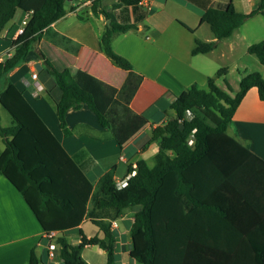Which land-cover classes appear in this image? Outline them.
<instances>
[{"label": "trees", "instance_id": "obj_1", "mask_svg": "<svg viewBox=\"0 0 264 264\" xmlns=\"http://www.w3.org/2000/svg\"><path fill=\"white\" fill-rule=\"evenodd\" d=\"M122 1L131 6L122 7L120 20L115 11L122 5L119 2L110 7L103 0H92L90 9L111 18L101 34L100 49L117 65L131 69L132 62L114 49L113 38L138 29L150 10L140 0ZM188 1L203 8L201 22L210 25L215 37L197 40L193 53L211 51L247 19L264 13V0L250 11L239 10L233 0L224 6L212 0ZM67 2L0 0V33L19 9L29 14L23 31L13 39V53L0 60V102L14 119L12 125H0L5 143L0 171L23 195L44 231L59 232L55 242L62 264H90L82 251L91 244L105 249L106 264H116L119 237L111 221L132 206L139 209L131 224L130 255L138 264H264V157L228 131L251 88L264 100L261 72L241 71L239 89L234 92L227 79L228 67L222 66L208 76L206 87L193 84L175 94L172 115L141 136L147 141L144 148L153 141L159 144L154 163L137 159L135 166H129L134 173L121 187L113 170L93 181L9 78L10 71L34 51L41 61L39 74L52 80L46 95L65 133H70L68 109L84 105L103 126L110 127L93 93L68 68H57L39 47L45 28L66 13ZM248 51L264 64V40L251 43ZM219 78L226 87L218 83ZM86 216L99 225L108 241L88 236L78 227ZM70 231L80 235L78 243L69 241ZM39 261L32 250L29 264Z\"/></svg>", "mask_w": 264, "mask_h": 264}, {"label": "crops", "instance_id": "obj_2", "mask_svg": "<svg viewBox=\"0 0 264 264\" xmlns=\"http://www.w3.org/2000/svg\"><path fill=\"white\" fill-rule=\"evenodd\" d=\"M148 1L150 13L138 29L118 33L113 38L114 49L132 62L131 69L117 65L100 49L101 34L110 24L104 15L92 13V0H68L66 13L45 28L39 41V47L57 68H68L80 85L93 93L110 127L103 126L97 114L84 105L68 109L66 120L70 133L66 134L54 103L46 95V86L52 80L39 74L41 61L34 51L9 73V78L24 93L68 154L93 181L113 170L116 183L125 185L134 173L129 171V166L137 159L145 158L152 165L159 144L153 141L144 148L147 141L141 136L172 115L174 95L193 84L206 87L208 76L222 67L214 58L218 47L234 33L242 39L244 34L238 31L244 23L254 19L248 25L251 26L249 31L259 28L264 34V13H259L231 36L221 39L211 51L193 53L197 40L215 39L211 27L210 32L205 30L200 34L205 27V22H201L203 8L188 0ZM229 1L212 0V3L224 6ZM233 1L241 11H250L260 2L248 0V7L242 9V0ZM115 2L122 4L115 10L120 20L122 7L131 5L122 0H103L110 7ZM79 12L84 13L85 19L79 17ZM23 13L26 22L27 13ZM15 19L16 15L0 33V60L13 53V39L22 26ZM218 80L225 83L223 78ZM13 122V116L0 102V125L9 126ZM228 131L264 157V100L255 87L242 99ZM4 149L0 134V155ZM138 209L139 206L128 207L111 221V228L119 237L116 264L136 263L130 255V230L134 212ZM78 227L88 236L98 235L109 240L99 225L87 216ZM43 234L44 229L28 202L0 171V264H29L32 250L40 257L38 264H62L57 255L58 245L53 249L55 254L50 255L48 244L51 240L44 239ZM68 238L70 242L78 243L81 237L70 231ZM82 254L90 264L107 263V253L99 245H86Z\"/></svg>", "mask_w": 264, "mask_h": 264}, {"label": "rangeland", "instance_id": "obj_3", "mask_svg": "<svg viewBox=\"0 0 264 264\" xmlns=\"http://www.w3.org/2000/svg\"><path fill=\"white\" fill-rule=\"evenodd\" d=\"M249 3L250 2L248 0H242L241 8L244 9L248 7ZM23 12L24 11L22 9H19L18 13L16 14V19H15L17 23L22 24V25L25 24L24 22L25 18H23V15L25 14ZM253 20L254 19H250L247 22L245 21L246 23H244L239 29L238 32H242V34H244L243 35L244 37L242 39L240 36L237 35V33H234L232 37H230L229 39H226V41H224V43H222L218 47L214 55V58L217 59L221 63L222 66L228 67L227 79L230 82L231 86L233 87L234 92L239 89V80L242 74L241 71H244V70L255 71L256 70V71L261 72V74L264 77V64L260 62V60L255 54L250 53L248 51V46L251 43L264 40V38H262L264 34L262 31L259 30V28L255 29L254 32L249 31V28L251 26L248 27V25L252 24ZM204 24L205 25L203 26L205 27L202 30H200V34L201 33L204 34L205 30L207 32H210L209 24L206 22ZM218 83L222 87H226V84L223 83L222 81L218 80ZM151 163L153 164L154 162L151 161ZM135 264H138V262L136 261Z\"/></svg>", "mask_w": 264, "mask_h": 264}, {"label": "built area", "instance_id": "obj_4", "mask_svg": "<svg viewBox=\"0 0 264 264\" xmlns=\"http://www.w3.org/2000/svg\"><path fill=\"white\" fill-rule=\"evenodd\" d=\"M139 4H141L142 6H144L147 9H151V4H150V2L148 0H140L139 1ZM28 17H29V14L27 13L26 18L28 19ZM23 29H24V25H22L21 27H19L18 33L22 32ZM33 75L34 76H37V72H34ZM122 158H125V156H122ZM133 165L135 166L136 164L134 163ZM116 184L119 187L124 186V185H122V182L121 183L120 182H117ZM58 235H59V232H57L55 230H52V231H44L43 236L46 237V238H48L49 240H51L49 242V244H48L49 247H50V249H51L50 255H54L55 254L53 249L56 247V242L54 240L58 237Z\"/></svg>", "mask_w": 264, "mask_h": 264}, {"label": "water", "instance_id": "obj_5", "mask_svg": "<svg viewBox=\"0 0 264 264\" xmlns=\"http://www.w3.org/2000/svg\"><path fill=\"white\" fill-rule=\"evenodd\" d=\"M110 22H111V18H108V23L110 24Z\"/></svg>", "mask_w": 264, "mask_h": 264}]
</instances>
